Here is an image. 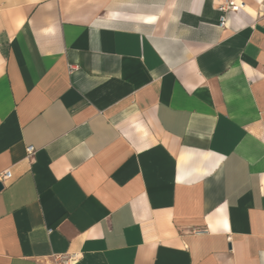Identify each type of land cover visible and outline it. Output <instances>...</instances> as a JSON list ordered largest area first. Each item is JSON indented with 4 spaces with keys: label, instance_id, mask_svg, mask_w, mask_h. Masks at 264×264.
Segmentation results:
<instances>
[{
    "label": "crops",
    "instance_id": "obj_1",
    "mask_svg": "<svg viewBox=\"0 0 264 264\" xmlns=\"http://www.w3.org/2000/svg\"><path fill=\"white\" fill-rule=\"evenodd\" d=\"M227 1L0 0V264H264V0Z\"/></svg>",
    "mask_w": 264,
    "mask_h": 264
},
{
    "label": "built area",
    "instance_id": "obj_2",
    "mask_svg": "<svg viewBox=\"0 0 264 264\" xmlns=\"http://www.w3.org/2000/svg\"><path fill=\"white\" fill-rule=\"evenodd\" d=\"M221 11H223V15L221 17V25L224 26L226 23V20L231 13L238 12L240 9V6L235 2V0H228L225 2V4H222L220 6ZM28 154L30 158H33V155L35 154L36 150L34 146H29L27 148ZM12 172L8 169L5 172L1 174L0 181L4 184L5 181H8L12 178ZM205 229H200L199 233H204ZM76 259V255L71 256L68 260L65 261V264L68 263V261H74Z\"/></svg>",
    "mask_w": 264,
    "mask_h": 264
},
{
    "label": "water",
    "instance_id": "obj_3",
    "mask_svg": "<svg viewBox=\"0 0 264 264\" xmlns=\"http://www.w3.org/2000/svg\"><path fill=\"white\" fill-rule=\"evenodd\" d=\"M4 188V184L0 181V191Z\"/></svg>",
    "mask_w": 264,
    "mask_h": 264
},
{
    "label": "bare ground",
    "instance_id": "obj_4",
    "mask_svg": "<svg viewBox=\"0 0 264 264\" xmlns=\"http://www.w3.org/2000/svg\"><path fill=\"white\" fill-rule=\"evenodd\" d=\"M255 12V11H254Z\"/></svg>",
    "mask_w": 264,
    "mask_h": 264
}]
</instances>
